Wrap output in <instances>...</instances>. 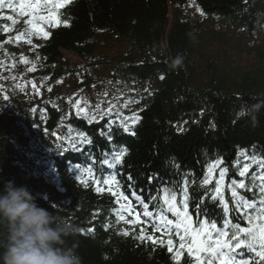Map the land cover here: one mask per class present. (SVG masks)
<instances>
[{"label": "trees", "instance_id": "obj_1", "mask_svg": "<svg viewBox=\"0 0 264 264\" xmlns=\"http://www.w3.org/2000/svg\"><path fill=\"white\" fill-rule=\"evenodd\" d=\"M168 2L174 10L173 25L163 50ZM188 5L196 17L181 11ZM64 11L62 21L67 20L68 27L53 31L38 51L33 46L22 50L41 57L36 61L37 54L31 55L36 70L29 76L51 85L60 76L85 72L86 90L148 88L153 97L140 113L136 137L125 139L130 154L123 161L124 170L134 178L163 181L174 174L175 165L180 170L199 169L204 154L212 152L227 162L236 146L255 145L264 155V0H76ZM6 25L15 34L24 30L10 21ZM214 45L226 51L207 61L206 52ZM60 49L76 52L86 67H68ZM9 52L19 55L11 47ZM230 56L250 61L241 66L230 62ZM27 68L14 67L11 76ZM157 74L163 77L160 82ZM45 94L42 90L36 98ZM33 105L21 102L17 109L25 113ZM51 117L53 121L55 114ZM182 124L188 131L179 135L176 126ZM43 127L53 129L49 124ZM24 177L0 149V189L5 181L25 186L39 206L62 217L71 229L67 244L82 264H171L163 251L152 252L108 228V203L79 190L63 175V193L46 191V202L41 201L44 184ZM4 235L0 229V242Z\"/></svg>", "mask_w": 264, "mask_h": 264}, {"label": "snow or ice", "instance_id": "obj_2", "mask_svg": "<svg viewBox=\"0 0 264 264\" xmlns=\"http://www.w3.org/2000/svg\"><path fill=\"white\" fill-rule=\"evenodd\" d=\"M72 3L73 0H0V19L8 20L13 25H17L20 21L16 19V16L28 17V19L23 20L25 30L17 31L14 37H9L3 43H9L12 40L19 42L22 38H26L24 42L28 45H33L32 36L47 40L50 33L41 25L56 27L60 23H64L65 26H68L67 20L62 21L60 19L61 13L59 10ZM5 8L15 13V15L5 16L3 14ZM43 12L48 14L44 15L42 14ZM3 31L8 33L14 31V29L4 25ZM37 47L39 45H33V48ZM40 59V56L36 57V61ZM20 61L25 65L31 64L27 68L28 72L36 70V63L29 61L23 54L20 55ZM45 79L48 78L46 77ZM60 82L57 81V83ZM33 88L36 89L35 84H33ZM48 91L51 92L52 89L49 88ZM8 99L9 97L5 95L4 100L7 101ZM84 103L86 104V102ZM99 107V104H97L95 106L96 112L89 115L91 110L82 106L81 99H75L73 102L77 117L83 116L89 123L94 121L98 123L97 114L100 115V118L112 115L113 105H110L102 113L99 112ZM33 111H36V109H33ZM139 119L140 117L135 114L132 117H124L123 120H120L119 126L125 133L135 135V132L132 131V126ZM113 123L115 122L109 121L108 125H106L107 132L104 129L100 130V135H106L110 143L114 139L111 134V125ZM78 136L81 139L79 142L72 141L71 147L73 151L83 152V148L91 145L92 142L83 131L79 132ZM57 139H60V137H57ZM78 143L79 147L77 146ZM126 154V148L118 147L112 151L111 160L105 154L101 165H107L109 169L114 168L115 165H121ZM86 155L91 161L89 167L81 170L79 164L70 162L69 171H81V174L87 173L97 185L95 188L97 193L105 190L99 185L108 186V191L115 198V203L119 205L118 209H113L117 222H128L126 217L121 214L127 213L133 218L131 223L150 226L154 233L160 232L162 236H168L169 238L166 241L157 239L153 235H146L142 227L140 229L141 235L137 238L152 241L153 244L164 245L166 243L168 251L173 253V259L176 264H179L184 252L187 253V257L192 264H264V155H258L255 152L251 155L245 154L244 159L250 161V163H244L241 167L237 161V164L234 165V167H237V175L240 179L233 178L227 185L231 196V206L223 196V181L229 173V168L223 166L225 162L222 159L215 160L209 166L207 174L201 183L203 185L210 184L213 173L217 168L219 169L218 178L215 180V185L210 195L211 201H218L219 207L222 208V215L217 213L215 217L210 213L207 201L203 197L193 201L189 191L187 175L183 178L182 191L178 192L175 186H165L163 189L164 195L159 200L157 196H150L146 202L145 197L136 192L132 183L128 185L131 197L122 191L120 181L115 174L108 177L102 175L97 179L91 166L96 161L90 148ZM254 165L256 170H252ZM76 180L87 186V181L82 179V175H77ZM128 180L132 181L130 174L128 175ZM191 183L195 185V181ZM205 192L207 195V190ZM122 201L127 203H121ZM151 202L155 203L152 204V210H149ZM140 208L143 209L142 212L139 210ZM190 208L194 210L190 211ZM169 213L171 218L168 215ZM232 214H235V221ZM221 220L222 226L218 227V223ZM92 231V228L88 229V232ZM123 235L127 236L128 232L124 231ZM173 235L178 237L180 241L175 252L173 251L175 247L172 239Z\"/></svg>", "mask_w": 264, "mask_h": 264}, {"label": "clouds", "instance_id": "obj_3", "mask_svg": "<svg viewBox=\"0 0 264 264\" xmlns=\"http://www.w3.org/2000/svg\"><path fill=\"white\" fill-rule=\"evenodd\" d=\"M258 107V106H257ZM0 264H82L67 244L66 221L39 206L25 187L5 181L0 189Z\"/></svg>", "mask_w": 264, "mask_h": 264}, {"label": "rangeland", "instance_id": "obj_4", "mask_svg": "<svg viewBox=\"0 0 264 264\" xmlns=\"http://www.w3.org/2000/svg\"><path fill=\"white\" fill-rule=\"evenodd\" d=\"M204 40H205V39H204ZM74 53L77 54L76 52H74ZM67 59H71V58L68 57ZM71 61H72V60H71ZM72 62H74V61H72ZM72 62H71V63H72ZM75 63H79V61H75ZM175 170H178L181 174H184V173H187V172L190 173V171H194V173H195L197 169L194 168V169H184V170H180V169H179V166H178V165H175V166H174V171H175ZM191 182H192V180L189 179V185L192 184ZM206 197L209 198L208 206H209V207H212V206L214 205V202L211 201L210 197H208V196H206ZM215 213H216V214H217V213H220V211H219V210H216ZM220 214L222 215V213H220ZM215 216H216V215H215ZM107 217L110 218L109 215H108ZM107 217H106V218H107ZM108 218H107V219H108ZM110 224H111V222L108 223V225H110Z\"/></svg>", "mask_w": 264, "mask_h": 264}, {"label": "bare ground", "instance_id": "obj_5", "mask_svg": "<svg viewBox=\"0 0 264 264\" xmlns=\"http://www.w3.org/2000/svg\"><path fill=\"white\" fill-rule=\"evenodd\" d=\"M219 207V205H217Z\"/></svg>", "mask_w": 264, "mask_h": 264}]
</instances>
